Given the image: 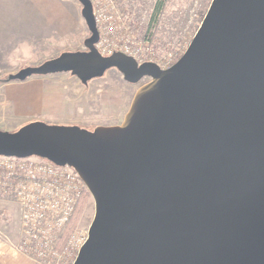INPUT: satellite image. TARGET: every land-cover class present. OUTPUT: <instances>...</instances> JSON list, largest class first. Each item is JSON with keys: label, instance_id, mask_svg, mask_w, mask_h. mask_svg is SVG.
<instances>
[{"label": "water", "instance_id": "1", "mask_svg": "<svg viewBox=\"0 0 264 264\" xmlns=\"http://www.w3.org/2000/svg\"><path fill=\"white\" fill-rule=\"evenodd\" d=\"M84 51L6 81L110 69L135 84L120 124L86 130L32 121L0 129V156L69 166L94 201L72 264H264V0H212L167 69L102 56L90 0Z\"/></svg>", "mask_w": 264, "mask_h": 264}, {"label": "rangeland", "instance_id": "2", "mask_svg": "<svg viewBox=\"0 0 264 264\" xmlns=\"http://www.w3.org/2000/svg\"><path fill=\"white\" fill-rule=\"evenodd\" d=\"M211 1L104 0L103 14L112 31L101 45L118 42L139 63L167 69L185 52ZM89 35L78 0H0L1 130L12 132L32 121L86 130L121 123L135 91L148 79L130 84L108 70L86 85L67 72L6 81L21 68L63 52L84 51ZM18 212L13 200L0 198V227H14ZM93 216L94 201L86 190L65 234L87 236Z\"/></svg>", "mask_w": 264, "mask_h": 264}, {"label": "built area", "instance_id": "3", "mask_svg": "<svg viewBox=\"0 0 264 264\" xmlns=\"http://www.w3.org/2000/svg\"><path fill=\"white\" fill-rule=\"evenodd\" d=\"M90 2L99 34L95 44L98 52L102 56L120 52L134 58L129 48L118 42L101 45V41H109L112 28L107 25L109 18L103 14L104 0ZM86 190L69 166H58L35 156H0V198L11 199L19 206L22 238L16 250L33 264L74 262L86 235L64 232Z\"/></svg>", "mask_w": 264, "mask_h": 264}, {"label": "crops", "instance_id": "4", "mask_svg": "<svg viewBox=\"0 0 264 264\" xmlns=\"http://www.w3.org/2000/svg\"><path fill=\"white\" fill-rule=\"evenodd\" d=\"M13 226L14 227H8V225H6L5 227H0V264H33L27 256L16 250V247L19 245L22 238L19 212L16 224Z\"/></svg>", "mask_w": 264, "mask_h": 264}, {"label": "trees", "instance_id": "5", "mask_svg": "<svg viewBox=\"0 0 264 264\" xmlns=\"http://www.w3.org/2000/svg\"><path fill=\"white\" fill-rule=\"evenodd\" d=\"M0 82H3V81H0ZM75 211H76V209H75ZM75 213V212H74ZM65 233V232H64Z\"/></svg>", "mask_w": 264, "mask_h": 264}]
</instances>
